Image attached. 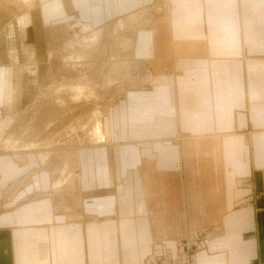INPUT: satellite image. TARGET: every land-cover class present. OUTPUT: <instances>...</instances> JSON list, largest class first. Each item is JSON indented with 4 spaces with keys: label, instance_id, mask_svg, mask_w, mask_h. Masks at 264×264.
Listing matches in <instances>:
<instances>
[{
    "label": "crops",
    "instance_id": "obj_1",
    "mask_svg": "<svg viewBox=\"0 0 264 264\" xmlns=\"http://www.w3.org/2000/svg\"><path fill=\"white\" fill-rule=\"evenodd\" d=\"M20 1L38 3L21 20L60 19L74 4L89 18L101 8ZM114 2L119 11L132 3ZM177 4V39L189 52L179 54L186 63L176 115L166 83L149 95L152 104L131 105L126 141L81 156L71 210L37 157L0 155V264H171L185 240L194 243L193 264H264V0ZM202 11L208 25L199 32ZM14 62L0 69V100L9 106L23 73L38 70ZM175 132L183 133L177 142L166 140Z\"/></svg>",
    "mask_w": 264,
    "mask_h": 264
},
{
    "label": "rangeland",
    "instance_id": "obj_2",
    "mask_svg": "<svg viewBox=\"0 0 264 264\" xmlns=\"http://www.w3.org/2000/svg\"><path fill=\"white\" fill-rule=\"evenodd\" d=\"M4 1L0 32L3 28L8 31L0 35V69L15 61L38 68V74L23 73L24 88L19 92L16 88L10 106L0 100V130L5 140L0 155L15 162L23 161L24 154L37 157L39 166L51 175L54 196L68 210L75 209L81 156L126 141L123 130L131 105L152 104L157 97L149 95L166 83L168 102L177 113V77L186 63L179 54L189 52L183 37L177 39L179 0H130L121 11L114 0H91L92 5H100L99 13L90 10V17L84 18L74 4L65 17L53 20H21L26 13L35 12L38 3ZM203 11L196 28L199 32L208 25ZM93 15L97 17L91 18ZM17 47L26 51L22 54ZM173 134L166 140L177 142L183 135ZM188 244L179 242L171 264L184 258Z\"/></svg>",
    "mask_w": 264,
    "mask_h": 264
},
{
    "label": "built area",
    "instance_id": "obj_3",
    "mask_svg": "<svg viewBox=\"0 0 264 264\" xmlns=\"http://www.w3.org/2000/svg\"><path fill=\"white\" fill-rule=\"evenodd\" d=\"M188 243H189L187 246L188 251L183 250L184 254H182V255L184 256V258L180 262H178V264H193L192 253H190V251H189V247L191 246V244H193V242L191 240H188Z\"/></svg>",
    "mask_w": 264,
    "mask_h": 264
}]
</instances>
